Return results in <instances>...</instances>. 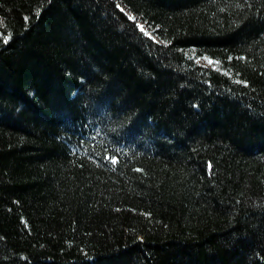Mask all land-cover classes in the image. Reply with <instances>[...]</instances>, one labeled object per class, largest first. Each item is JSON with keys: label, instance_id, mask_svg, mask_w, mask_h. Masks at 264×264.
Instances as JSON below:
<instances>
[{"label": "trees", "instance_id": "1", "mask_svg": "<svg viewBox=\"0 0 264 264\" xmlns=\"http://www.w3.org/2000/svg\"><path fill=\"white\" fill-rule=\"evenodd\" d=\"M0 264H264V0H0Z\"/></svg>", "mask_w": 264, "mask_h": 264}, {"label": "rangeland", "instance_id": "2", "mask_svg": "<svg viewBox=\"0 0 264 264\" xmlns=\"http://www.w3.org/2000/svg\"><path fill=\"white\" fill-rule=\"evenodd\" d=\"M148 36L152 39H155L154 36L152 34H148Z\"/></svg>", "mask_w": 264, "mask_h": 264}, {"label": "snow or ice", "instance_id": "3", "mask_svg": "<svg viewBox=\"0 0 264 264\" xmlns=\"http://www.w3.org/2000/svg\"><path fill=\"white\" fill-rule=\"evenodd\" d=\"M141 30L143 31V28H141ZM5 42H7V40H6ZM112 162H113V163H115L116 161H115V160H113Z\"/></svg>", "mask_w": 264, "mask_h": 264}]
</instances>
